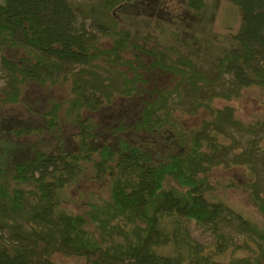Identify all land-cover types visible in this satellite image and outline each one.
Masks as SVG:
<instances>
[{
  "label": "trees",
  "instance_id": "obj_1",
  "mask_svg": "<svg viewBox=\"0 0 264 264\" xmlns=\"http://www.w3.org/2000/svg\"><path fill=\"white\" fill-rule=\"evenodd\" d=\"M173 1L186 16L204 9L203 0ZM228 1L240 11L239 27L230 46L218 50L203 71L187 54L170 60L155 48V35L128 26L161 24L158 13L131 12L141 0H99L90 13L70 0H1L0 108L18 103L30 82L67 81L70 98L63 112L77 128V144L50 153L33 149L29 157L0 154V264H61L53 260L55 254L84 264H264V221L258 225L215 197L209 179L218 167L247 169L252 178L245 187L264 217V189L253 177L264 153V118L243 123L233 107L212 105L214 97L229 99L250 86L264 87V0ZM108 9L120 10L125 22L104 13ZM185 24L179 28L185 38L173 33L176 43L197 53L191 46L197 32ZM98 35L111 36V47L99 48ZM7 49L18 55L10 57ZM126 52L132 58L124 57ZM156 71L175 77L170 89H147L146 77ZM132 95L140 99L137 130L173 134L178 153L160 157L124 141L116 146L95 142L93 124L82 110L96 111L115 96ZM181 105L189 113L203 109L209 118L185 135L174 116ZM59 109L55 103L43 113L48 129L58 125ZM37 130L27 126L11 132L18 138ZM235 132L252 138L240 146ZM87 167L93 179L107 180L106 194H91L82 210L70 211L63 198ZM190 221L211 235L210 249L192 238ZM230 228L258 250L237 243ZM239 250L247 254L223 260L228 251Z\"/></svg>",
  "mask_w": 264,
  "mask_h": 264
},
{
  "label": "rangeland",
  "instance_id": "obj_2",
  "mask_svg": "<svg viewBox=\"0 0 264 264\" xmlns=\"http://www.w3.org/2000/svg\"><path fill=\"white\" fill-rule=\"evenodd\" d=\"M1 2V0H0ZM70 2L83 13L91 11L93 7L98 8L99 0H70ZM204 9L199 13L184 15L183 8L178 2L173 0H141L140 3L132 6L133 13H158L157 22L150 23V27L143 28V24L128 25L132 30L139 29L141 32L150 31L156 37L155 48L167 53L170 60H176L182 55H189L199 69L208 71L211 63L215 60L216 53L221 48L230 46V36L234 34L240 24V11L228 0H203ZM114 13V17L120 24L125 22L118 9L105 10L104 13ZM128 12V11H126ZM125 11L123 13H126ZM129 13V12H128ZM185 20L183 21V18ZM178 19H181L178 21ZM188 20V24L185 22ZM193 22V23H192ZM190 26L193 33H196L197 43H192V48L196 47L199 52L189 51L186 47L176 43L173 33L177 32L179 38L185 35L179 31L180 25ZM121 28V26H120ZM204 31V35L198 33ZM97 46L107 49L112 45L111 36L98 35ZM6 54L10 57L18 55L12 49H7ZM124 57L132 58L130 52L123 54ZM101 65L109 63L100 60ZM122 72L126 67H119ZM130 75V73L128 74ZM147 89L150 91L154 87L157 89H170L174 84L175 77L171 73L163 71L152 72L149 77ZM225 78V77H223ZM4 85V80L0 72V89ZM222 90L219 85L215 88ZM70 98L69 82L59 81L54 85H38L30 82L23 86L20 100L16 104L3 106L0 108V154L3 158L16 156H30L31 150L38 149L45 152L56 150H72L77 144V128L70 123L64 115L65 102ZM139 98L135 95L131 97L115 96L110 104L99 108L96 111L82 110L81 115L93 124V133L96 135L95 142L106 141L111 145H118L120 142L136 144L152 151L154 156H165L176 154L179 150V141L174 139L173 134L158 132H146L137 130L135 119L138 118L140 110ZM59 104L57 111L58 125L48 129L45 125L46 116L43 115L53 104ZM212 105L220 108L228 105L234 108V116L243 123H251L264 118V87L250 86L241 90L235 97L225 99L221 96L212 99ZM174 116L178 128L186 135L188 130L196 129L202 120L208 119L207 111L200 109L195 113H189L184 106H178ZM36 127L37 131L29 135L15 137L11 130L20 127ZM10 131V132H9ZM234 139L238 145H245L248 139L252 138L248 134L235 132ZM260 136L256 139L259 140ZM262 138H260L261 140ZM261 145V144H260ZM264 151V147L261 148ZM264 153L257 160L253 177L264 189ZM247 169L244 167H218L209 174L210 183L214 187V196L225 201L235 212L243 217L262 225L264 217L258 212L257 207L251 202L245 183L250 181ZM107 180H95L92 178V170L87 167L84 174L72 184L66 191L63 198V205L66 209L78 212L84 208L85 201L91 194H106ZM190 235L210 249L213 243L211 235L204 231L202 226L195 222L188 223ZM232 234L239 244L247 242L251 248L258 250L254 242L249 240L243 233L235 228ZM247 253L242 251H228L223 258L226 261L230 256H243ZM55 262L61 264H84V261L76 257H68L61 254L53 256Z\"/></svg>",
  "mask_w": 264,
  "mask_h": 264
}]
</instances>
